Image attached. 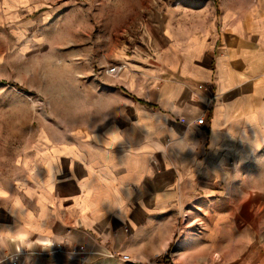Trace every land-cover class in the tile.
<instances>
[{"label": "crops", "instance_id": "obj_1", "mask_svg": "<svg viewBox=\"0 0 264 264\" xmlns=\"http://www.w3.org/2000/svg\"><path fill=\"white\" fill-rule=\"evenodd\" d=\"M222 2L180 31L166 13L157 42L120 58L116 116L0 182V264H264V0Z\"/></svg>", "mask_w": 264, "mask_h": 264}, {"label": "rangeland", "instance_id": "obj_2", "mask_svg": "<svg viewBox=\"0 0 264 264\" xmlns=\"http://www.w3.org/2000/svg\"><path fill=\"white\" fill-rule=\"evenodd\" d=\"M188 1L0 0V182H20L44 142L83 136L116 116L121 74L107 70L124 64L121 56L136 46L157 42L166 13L180 31L183 16L215 21L227 5L207 0L212 7L197 9ZM185 225L176 240L190 229ZM59 244L65 251L52 252ZM43 246L46 254L70 251L59 242ZM217 256L203 264H222Z\"/></svg>", "mask_w": 264, "mask_h": 264}, {"label": "built area", "instance_id": "obj_3", "mask_svg": "<svg viewBox=\"0 0 264 264\" xmlns=\"http://www.w3.org/2000/svg\"><path fill=\"white\" fill-rule=\"evenodd\" d=\"M125 65L126 64H120L118 66H114V67L110 68L107 71H108V73H113L115 75L121 74L122 71L125 68ZM200 88H204V86L203 85H200ZM196 123L199 124V125H204L206 123V116H205V114H203L202 116H200L196 120ZM187 218H188V214L186 213L182 217V223L183 224L185 223V221L187 220ZM80 248H81L80 249V252L81 253L85 252L84 251L85 248L83 246H81ZM63 251H65L64 248L59 244L57 247H55L53 249L52 252H63ZM113 255H115V256L118 255L122 260L127 261V262H132L134 264H138L139 263L138 261H133V259L131 258V256L129 254L115 253ZM146 264H179V263L176 261L174 254L168 253V254H165V255H157L154 258L148 260V262ZM206 264H209V263H206Z\"/></svg>", "mask_w": 264, "mask_h": 264}]
</instances>
